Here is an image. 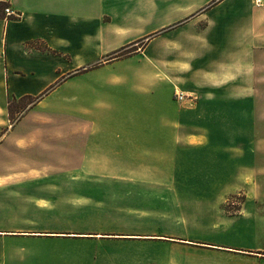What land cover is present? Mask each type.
Instances as JSON below:
<instances>
[{
	"label": "crops",
	"instance_id": "0c3cea01",
	"mask_svg": "<svg viewBox=\"0 0 264 264\" xmlns=\"http://www.w3.org/2000/svg\"><path fill=\"white\" fill-rule=\"evenodd\" d=\"M131 1L0 0V6L10 7L20 15V19L8 22L3 20V12L0 15V208L14 204L24 209L33 206L60 213L65 206H78V202L87 200L74 195L78 190L84 193L86 188L92 190L87 193L94 194H131L144 204L169 202V197L158 199V194L174 195L179 193L177 187L164 184L159 179H165V174L147 170L151 168L147 163L173 161L180 145L195 147L197 140L201 146L206 143V139L194 134L180 137V113L187 108L186 101L174 99L178 84L182 80L189 82V86L182 85L188 88L180 87L184 92L179 93L193 96L212 83H220L218 76L224 72L225 85L238 84L236 89L243 90L238 76L245 68L252 69V89L262 80L256 69L264 65V0L260 8L254 5V0H245L248 1L246 13L241 9V0H203L195 6H192L195 0H188L187 7L178 6L179 12L176 11L179 21L191 18L186 26L158 27L160 33L155 39L136 56L128 58L147 56H142L147 62L144 69L141 66L136 74L114 72L105 75L102 81L101 75L94 73L98 69L87 73L95 78L92 88L86 92L85 98L89 100L80 102L83 93L75 94L76 111L86 112L80 104L90 109L84 119L90 122L91 130L81 147L79 167L72 171L82 184L68 185L67 180L47 183L15 180L51 177V170L25 166L28 160H36L32 153L36 148L39 153L50 150L54 132L47 123L32 119L41 113H57L52 103L58 98H61L58 111L67 109L64 88L70 82L69 72L90 65L148 33V13L144 9L149 0H135L136 4ZM34 42H42L59 56L25 49L27 43ZM150 50L152 54L148 55ZM185 52L190 55V62L183 71L181 68L189 61L185 60ZM47 91V96L29 109L24 120L10 123L8 101L11 98H37ZM22 162L25 165L20 166ZM142 177L153 180L142 181ZM84 180L88 182L86 187ZM37 195L45 197L37 199ZM40 202L49 204L47 210L41 209ZM125 214L132 218L128 221H184L177 217L157 220ZM61 219H0V264H30V258L49 254L39 248L57 250L61 242L78 248L84 243L103 240L85 239L103 235L91 227L102 221ZM159 240L190 243L189 240ZM207 247L215 250L207 252L221 256V261L215 264H243L247 258L235 250Z\"/></svg>",
	"mask_w": 264,
	"mask_h": 264
},
{
	"label": "rangeland",
	"instance_id": "374dc122",
	"mask_svg": "<svg viewBox=\"0 0 264 264\" xmlns=\"http://www.w3.org/2000/svg\"><path fill=\"white\" fill-rule=\"evenodd\" d=\"M134 1L131 2L136 4ZM172 1L149 0L147 8L144 9L148 13L147 34L136 42L126 45L127 48L121 51L116 50L119 52L114 51L101 56L90 65L69 72L67 76L70 82L64 88V95H67L68 99L65 105L67 109H63V112L58 111L61 103V98H58L52 103L57 113L51 115L41 113L32 119L34 122H45L53 128L50 150L47 148L46 152L39 153V148H36L32 151L36 160H28L27 165L20 163V166L25 165L26 168L51 170L49 174L51 177H19L15 180L29 183L31 180L36 183L67 180L68 185L82 184L81 179L77 180L72 171L79 167L81 147L91 130L90 122L84 119L90 109L88 105L80 104L86 112H77L75 94L83 93V97L79 99L80 102L89 100L85 98L88 96L86 92L92 88L95 78L87 73L92 72L94 68L98 69L94 71L96 75L103 76H100V81L105 75L128 72L136 74L141 66L144 69L147 64L146 59L142 58L144 54L133 59L128 58L136 56L142 45L145 46L155 39L156 34L160 33L157 30L158 27L176 25L175 27L179 28L186 26L191 20V18H181L179 21L176 12L178 6L187 7L188 0H174V3ZM241 1V9L246 13L248 1ZM202 3L203 0H195L192 6ZM216 12L211 13V17H214ZM176 20H178L177 23H175ZM182 39L183 37L180 38ZM151 54L152 50L148 52V55ZM184 57L189 61L186 62L185 68H181L183 71L188 69V62H190L189 54L186 53ZM110 64L112 65L104 68L105 65ZM251 71L252 69L245 68L241 76H238L244 86L243 90L236 89L238 84L225 85L224 72L218 76L221 79L220 83L205 86L203 91L194 93L193 96H190V93L187 95L179 93L180 90L184 92L180 87L189 86V82L182 80L179 86L177 85L179 90L175 89L177 91L174 94L178 92L183 99L180 100L175 96L174 99L179 102L186 101L187 108L180 113V137L184 139L194 134L206 139V143L201 146L197 140V143H194L195 147L180 145L173 161L147 163L152 168L147 170L165 174V179L159 180L164 184L177 187L179 193L174 195L158 194V199L169 197V202L162 200L155 204L151 202L144 204L139 199L133 198L134 195L131 194H94L95 192L87 193L92 190L86 188L84 193L78 190L74 195L77 194L87 200L78 202V206H65L64 211L60 213L48 211L49 204L46 202H40L39 205L41 209L44 208L47 211L38 210L33 206L28 209L14 204L2 206L0 219L32 221L62 218V221H102L91 226L95 233H102V236L85 237V239L100 237L103 238L102 241L84 243L86 245L83 247L80 245L78 248L66 242H61L62 246L57 250L39 248V251L49 254L43 258H30L29 263H218L221 261V256L207 252L211 250L207 249L209 246L227 248L244 254H239L247 257L243 264H264V65L256 69L262 80L254 89H252L254 84L250 81ZM47 94L48 92L42 96L41 100ZM30 103V100L15 102L12 106L11 118L16 121L24 120L32 107ZM26 106H28L27 109L22 112V108ZM140 180L152 181L153 179L142 177ZM84 185L88 186L86 180ZM41 197L45 196L37 195L36 198ZM125 213L145 217V219L159 220L177 217L184 221L178 223L175 221H128L132 218ZM131 234L133 235L130 237L123 236ZM159 238L189 240L187 242L190 243L182 245L160 241Z\"/></svg>",
	"mask_w": 264,
	"mask_h": 264
},
{
	"label": "trees",
	"instance_id": "16d2710c",
	"mask_svg": "<svg viewBox=\"0 0 264 264\" xmlns=\"http://www.w3.org/2000/svg\"><path fill=\"white\" fill-rule=\"evenodd\" d=\"M6 7L4 5H1L0 6V15L2 14V10L3 8ZM40 46H43V47H40ZM127 48V46L123 47L122 49H120L119 51L123 50ZM145 48L144 45H142V47H140L139 50H143ZM25 49L26 50H36V51H39L43 54H48V55H53V56H59V54L55 51H52L49 47H47L45 44H43L42 42H34V43H27L25 45ZM119 51H116V52H119ZM138 51V50H137ZM96 68L92 69V70H95ZM49 93V91H47ZM47 92H45L44 94L40 95V97H37V98H31V97H23L21 98L20 100H17L16 98H11L9 101H8V114H9V120L10 122H12V124L16 123L17 121L15 119H12L11 118V115H12V106L15 104V102H22V101H26V100H30L31 103L29 105H32V107L39 101H41L42 99V96L45 95ZM28 106L22 108V112H24L26 109H27ZM31 107V108H32ZM11 118V119H10Z\"/></svg>",
	"mask_w": 264,
	"mask_h": 264
},
{
	"label": "built area",
	"instance_id": "2783aa9c",
	"mask_svg": "<svg viewBox=\"0 0 264 264\" xmlns=\"http://www.w3.org/2000/svg\"><path fill=\"white\" fill-rule=\"evenodd\" d=\"M254 5L258 8L262 7L263 6V0H254ZM3 14H4V17H3V20L5 22H8V21H11V20H18L20 19V15L18 14H15L10 7H5L3 10H2ZM175 97L176 98H179L180 100L183 99L182 96H180V94L178 92L175 93Z\"/></svg>",
	"mask_w": 264,
	"mask_h": 264
}]
</instances>
